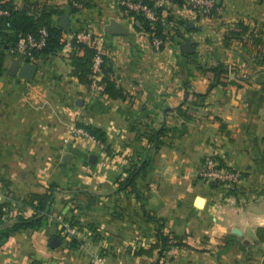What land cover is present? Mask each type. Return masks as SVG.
<instances>
[{
	"label": "crops",
	"instance_id": "crops-1",
	"mask_svg": "<svg viewBox=\"0 0 264 264\" xmlns=\"http://www.w3.org/2000/svg\"><path fill=\"white\" fill-rule=\"evenodd\" d=\"M8 1L35 19L49 13L60 29L67 16L69 31L62 29L65 47L31 63V80L7 75L13 55L0 76V181L15 197L9 218L34 215L22 202L58 187L43 227L0 244V264H96L97 256L104 264H156V251H139L157 243L160 228L179 244L165 264H264L257 237L264 228V0H214L221 13L208 16L169 5L160 50L119 0ZM111 20L128 33L106 34ZM240 24L248 34L226 46ZM82 33L103 38L122 98L71 77L70 41ZM220 66L229 72L217 78ZM79 124L98 128L106 150L72 139ZM212 155L244 174L238 190L222 194L200 179ZM141 162L138 199L119 191V182ZM71 218L78 234L69 239L62 221Z\"/></svg>",
	"mask_w": 264,
	"mask_h": 264
},
{
	"label": "trees",
	"instance_id": "trees-1",
	"mask_svg": "<svg viewBox=\"0 0 264 264\" xmlns=\"http://www.w3.org/2000/svg\"><path fill=\"white\" fill-rule=\"evenodd\" d=\"M173 4L184 5V0H173ZM0 10L7 13V15L0 16V76L6 72V59L15 51L22 37L32 35L35 38H40V32L43 28L48 32L45 45L41 49H33L25 56V61L27 63L46 60L67 45L62 29L53 26L52 17L49 13H42L35 19L28 16L24 9H17L13 1L3 2V0H0ZM155 10L158 15V20L156 22H150L140 15H131L129 18H132L135 22L139 21L142 24L143 30L150 35L151 43L155 38L163 41L162 49L165 44L166 31L170 19L164 16L167 7H160ZM248 32L249 28L243 24L230 29L229 37L225 40V45H229L230 39L244 37ZM70 45L72 51L67 58L71 67L70 75L89 88L92 84L91 74L94 59L98 53L97 46L95 44L82 42L78 39V35L71 39ZM102 58L103 65L101 66L100 84L104 86V93L109 95L112 99L122 98L123 93L116 87V84L112 80L110 61L104 54ZM228 72V68L225 66H220L215 70L217 78H220L222 75H227ZM218 83H220V81ZM78 126L84 128L98 141L106 142L105 135L98 128L83 124H79ZM146 166L147 163L141 162L140 165L134 167L123 180H120L119 191L130 189L131 192L140 199L141 194L137 188L136 180ZM220 166L225 165L221 163ZM211 185L215 188L217 187L214 184ZM5 186L8 187L6 183ZM231 191L236 190H230V192ZM55 193L56 190L54 186L44 194L30 195L22 204L30 207L33 211L35 210V214L29 217L18 215L13 220L9 218L11 206L7 203H0V244L18 232L40 230L51 213V207L55 202ZM147 216H149V214H147ZM151 219L155 221L154 218L151 217ZM69 222L73 226H78V222L73 218L69 219ZM257 237L259 241L264 244V228L258 229ZM178 246L179 244L174 243L170 236L165 235L160 228L158 230L157 243L153 244L149 249H141L139 254L151 257L156 251L158 253L156 264H165L170 249Z\"/></svg>",
	"mask_w": 264,
	"mask_h": 264
},
{
	"label": "built area",
	"instance_id": "built-area-1",
	"mask_svg": "<svg viewBox=\"0 0 264 264\" xmlns=\"http://www.w3.org/2000/svg\"><path fill=\"white\" fill-rule=\"evenodd\" d=\"M169 5H173V0H119V7L126 17L140 15L150 22L158 20L156 8L167 7ZM184 6L197 15L208 16L211 13L218 15L221 13L214 0H184ZM74 7L78 9L82 8L81 2H74ZM2 15H7V13L0 10V16ZM47 37L48 32L45 28L40 32V38H35L32 35L22 37L12 55L17 57L24 56L25 59V56L33 49H41L45 45ZM78 39L84 43L95 44L97 46L98 53L92 67V84L89 89L92 92L104 93V86L100 84L101 66L103 65V38L90 33H82L78 34ZM151 45L154 49L160 50L163 41L155 38ZM71 137L78 140L85 139L89 143L99 147L103 146L100 141L82 127H75L71 132ZM220 165L221 163L215 155L206 157L199 173L200 179L205 183L216 185V188L222 194L230 190H238L244 180V174L228 166ZM2 193V185L0 184V203H6L7 198ZM63 232L67 237L73 236L78 232V227L73 226L70 222H66L63 224Z\"/></svg>",
	"mask_w": 264,
	"mask_h": 264
},
{
	"label": "water",
	"instance_id": "water-1",
	"mask_svg": "<svg viewBox=\"0 0 264 264\" xmlns=\"http://www.w3.org/2000/svg\"><path fill=\"white\" fill-rule=\"evenodd\" d=\"M138 26H142V24L137 21L136 23ZM61 28L65 31H69V17H63L62 22H61ZM105 33L108 35H115V34H127V30L124 27V25L116 20H111L110 24L106 26L105 28ZM189 46L185 47V50H188ZM24 56H19L11 65L9 70L7 71V75L9 76H16L19 74V76L25 80H31L33 77L37 66L35 64L31 63H24ZM154 147L152 148V150ZM95 157L92 156L90 158V162L94 163L95 162ZM70 156L67 155L65 158V162L69 163ZM60 244V241L57 238H53L51 241V246L52 248H57V246Z\"/></svg>",
	"mask_w": 264,
	"mask_h": 264
},
{
	"label": "rangeland",
	"instance_id": "rangeland-1",
	"mask_svg": "<svg viewBox=\"0 0 264 264\" xmlns=\"http://www.w3.org/2000/svg\"><path fill=\"white\" fill-rule=\"evenodd\" d=\"M101 142V141H100ZM101 144L104 146L105 145V143L104 142H101ZM99 147V146H98ZM104 148H105V150H106V146H104ZM104 150V149H103ZM0 184L2 185V194H4L5 196H6V198H7V201H6V203L7 204H9L10 206H12V203L14 202V200H15V197L13 196V192H11L10 190H9V188L7 187V186H5V182H2V181H0ZM7 184V183H6ZM214 187V186H213ZM55 188L57 189L58 187L57 186H55ZM55 189V190H56ZM58 190H56V192H57ZM67 221L64 219L63 221H62V227H63V224L64 223H66ZM77 234L78 233H76L75 235H71V236H65L66 238H69V239H72V238H74V237H76L77 236ZM94 261H95V263L96 264H104V262H103V260L100 258V257H94Z\"/></svg>",
	"mask_w": 264,
	"mask_h": 264
}]
</instances>
